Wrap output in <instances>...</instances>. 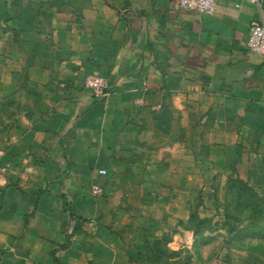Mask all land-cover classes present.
<instances>
[{"label":"crops","instance_id":"obj_1","mask_svg":"<svg viewBox=\"0 0 264 264\" xmlns=\"http://www.w3.org/2000/svg\"><path fill=\"white\" fill-rule=\"evenodd\" d=\"M176 2L0 0V264H139L229 177L264 197V0Z\"/></svg>","mask_w":264,"mask_h":264},{"label":"rangeland","instance_id":"obj_2","mask_svg":"<svg viewBox=\"0 0 264 264\" xmlns=\"http://www.w3.org/2000/svg\"><path fill=\"white\" fill-rule=\"evenodd\" d=\"M220 194V212L194 209L193 218L145 237L136 252L139 264H264V218L250 217L261 204L239 203L235 187L225 185Z\"/></svg>","mask_w":264,"mask_h":264},{"label":"built area","instance_id":"obj_3","mask_svg":"<svg viewBox=\"0 0 264 264\" xmlns=\"http://www.w3.org/2000/svg\"><path fill=\"white\" fill-rule=\"evenodd\" d=\"M176 3L181 9L198 10L207 14L214 13L217 8L216 0H177ZM235 6L239 7L240 4L236 3ZM246 46L251 52L264 55V25L251 24ZM84 87L95 97H105L109 94L108 80L101 74H88L84 79ZM98 174L103 176L106 170L99 169ZM93 190L99 192L100 188L95 184Z\"/></svg>","mask_w":264,"mask_h":264},{"label":"trees","instance_id":"obj_4","mask_svg":"<svg viewBox=\"0 0 264 264\" xmlns=\"http://www.w3.org/2000/svg\"><path fill=\"white\" fill-rule=\"evenodd\" d=\"M226 187H235L238 191L239 194L236 197V201H238L239 203H255V204H261L264 207V202L261 201V199L257 196H255V191L254 189L249 186L245 181H243L242 179L238 178V177H229L226 181ZM246 193V194H242V193ZM242 194V195H241ZM250 200V202H248ZM259 205L260 209L255 210V213H251L250 217L251 218H264V208ZM261 207L263 208L261 210ZM191 214V213H190ZM193 214L189 215L190 218H193L192 216Z\"/></svg>","mask_w":264,"mask_h":264}]
</instances>
